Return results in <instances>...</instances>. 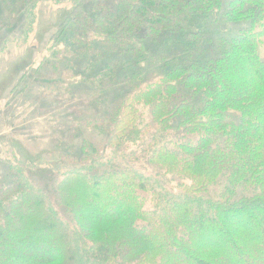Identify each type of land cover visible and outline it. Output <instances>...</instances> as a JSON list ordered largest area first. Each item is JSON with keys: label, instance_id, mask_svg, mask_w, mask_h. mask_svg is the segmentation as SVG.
<instances>
[{"label": "trees", "instance_id": "16d2710c", "mask_svg": "<svg viewBox=\"0 0 264 264\" xmlns=\"http://www.w3.org/2000/svg\"><path fill=\"white\" fill-rule=\"evenodd\" d=\"M14 1L28 37L41 0ZM70 1L45 65L113 61L54 192L0 184V264H264V0ZM219 20L243 26L206 37ZM173 34L179 54L142 68Z\"/></svg>", "mask_w": 264, "mask_h": 264}, {"label": "rangeland", "instance_id": "374dc122", "mask_svg": "<svg viewBox=\"0 0 264 264\" xmlns=\"http://www.w3.org/2000/svg\"><path fill=\"white\" fill-rule=\"evenodd\" d=\"M5 4L6 0H0V184L11 181L9 170L13 168L51 194L60 180L57 169L62 165V157L79 150L82 136L78 137L74 130L89 117L81 110L91 106L98 90L88 85L92 77L104 70L109 61L108 50L99 45L100 61L95 57L80 59L69 69L70 60L66 58L59 66L52 62L47 67L44 57L60 28L70 19L73 3L41 0L28 37L21 35L23 12L17 8V13L12 14L16 17L11 16ZM85 11L89 12V7ZM220 21L213 29H205L206 37L225 36L243 26ZM194 23L197 27L192 31L203 30L200 21ZM186 45L184 36L165 35L147 46L146 62L141 66L147 71H157L161 61L158 59L173 58ZM101 50L106 53L102 54ZM114 89L108 93L116 94L119 88L116 85ZM110 102L107 100L103 108H109Z\"/></svg>", "mask_w": 264, "mask_h": 264}]
</instances>
